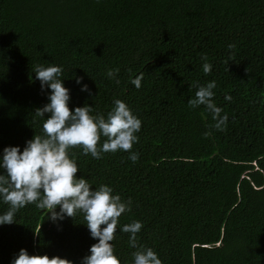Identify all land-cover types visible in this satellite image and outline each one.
<instances>
[{
	"label": "trees",
	"instance_id": "trees-1",
	"mask_svg": "<svg viewBox=\"0 0 264 264\" xmlns=\"http://www.w3.org/2000/svg\"><path fill=\"white\" fill-rule=\"evenodd\" d=\"M36 65L62 67L70 110L107 117L119 99L142 121L135 162L121 150H69L77 177L131 201L111 242L120 264L146 248L162 264H264V0H0V153L44 135ZM212 80L222 130L204 105H188ZM8 207L0 201V214ZM48 211L27 204L0 226V264L21 249L74 264L89 255L98 241L83 214L54 223ZM136 220L133 248L120 229Z\"/></svg>",
	"mask_w": 264,
	"mask_h": 264
},
{
	"label": "clouds",
	"instance_id": "clouds-1",
	"mask_svg": "<svg viewBox=\"0 0 264 264\" xmlns=\"http://www.w3.org/2000/svg\"><path fill=\"white\" fill-rule=\"evenodd\" d=\"M203 59V72L208 74L212 64L207 62V57ZM118 71L110 69L106 75L114 78ZM62 72V67L58 65H36L35 77L40 81L41 91L47 92L49 101L35 111V115L41 118L46 113L50 114L47 119H43L44 135H35L27 140L22 151L19 146H7L0 153V201L9 206L7 211L0 214V226L15 223L17 211L32 203L40 209L49 210L48 219L54 223L82 213L90 237L98 242L90 246L89 255L84 256L80 264H120L111 242L115 238L118 218L131 210V201H122L120 195L113 194V189L108 185H100L93 190L88 180L77 177L79 167L75 159L70 157L69 150L80 145L83 154L90 153L97 159L103 153L121 150L129 152V159L135 162L139 154L130 150L139 140L137 133L141 130L142 121L119 99L114 101V107L107 117L102 114L91 115L93 107L87 104L70 110L71 90L64 86ZM82 79L77 77L76 84L80 86V91L91 96V89ZM142 79L141 73L131 83L139 89ZM215 87V80L198 86L195 98H190L188 105L190 108L204 105L216 121L214 127L222 130L228 117L226 114L220 115L222 109L212 99ZM224 99L230 101L232 97L226 95ZM101 136L107 139L98 147ZM142 227V222L136 220L120 229L130 234L129 243L133 248L137 246L136 234ZM133 256V264H162L158 254L151 248L138 250ZM10 264L74 262L58 256L30 255L26 249H21Z\"/></svg>",
	"mask_w": 264,
	"mask_h": 264
}]
</instances>
